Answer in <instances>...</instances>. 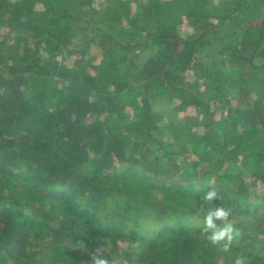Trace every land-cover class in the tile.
<instances>
[{
  "label": "trees",
  "instance_id": "16d2710c",
  "mask_svg": "<svg viewBox=\"0 0 264 264\" xmlns=\"http://www.w3.org/2000/svg\"><path fill=\"white\" fill-rule=\"evenodd\" d=\"M83 3L0 0V25L13 33L0 35V264H90L79 246L118 241L151 251L118 264H233L238 255L264 264V137L232 144L215 133L190 145V159L164 148V167V132L180 143L196 131L161 127L154 103L218 104L263 131L264 0H147L140 13L137 0H105L86 7L93 21L76 39ZM189 69L203 83L186 80ZM93 111L110 123L91 129ZM211 188L218 199L205 203ZM201 204L231 209L230 252L201 234Z\"/></svg>",
  "mask_w": 264,
  "mask_h": 264
},
{
  "label": "rangeland",
  "instance_id": "374dc122",
  "mask_svg": "<svg viewBox=\"0 0 264 264\" xmlns=\"http://www.w3.org/2000/svg\"><path fill=\"white\" fill-rule=\"evenodd\" d=\"M73 0H71L72 2ZM80 1V0H79ZM86 3L83 4H79V9L81 11H85V13H80V10L78 11H74L77 15L75 21H74V26L76 28V34L75 37L76 39H80V36L86 32L87 28L84 29V27L82 25L84 24H88L91 25L93 21V19L90 18V15H88V11L89 9L86 7L89 6H102L105 5V0H85ZM138 1V5L135 7L136 12L140 13L141 10L144 8L143 4L146 3L147 0H137ZM90 4V5H89ZM134 9V8H133ZM253 27L256 28V26L258 25V21L254 20L252 23ZM10 31V29L8 28V26H4V25H0V35H5L6 39H7V34L9 36L13 35V33H8ZM190 28L188 27H184L182 26V32L184 35H186L187 33H189ZM12 32V31H11ZM92 35L97 37V32L94 30L92 31ZM90 36V35H89ZM9 38V37H8ZM99 45L96 46V44L94 43L93 45L90 44V53H95L96 55H99ZM144 55H148V52ZM144 58V57H143ZM143 58H140L139 60H142ZM70 60H72V58H69ZM198 72L195 71V69H189L187 71H185L184 75H185V79L189 80V79H193L196 78V74ZM166 77L169 79L171 77V74L166 75ZM145 78V77H144ZM203 77L199 76L196 78V80L198 82L203 83ZM68 86L70 89H73L74 91L77 90V88L79 87L77 81L75 79H72L70 81L67 82ZM186 86V84H185ZM202 86V84H201ZM163 100H159L156 99L154 100L155 103V109L157 111H159L161 114H163V119L160 121V126H164L167 124V126L169 125V122H171L172 124L176 125L177 121L183 122L184 126H187L189 129L196 131L195 134H191V135H186L183 138L182 142H177L175 141V139L173 138L172 135L168 134L167 131H165L163 134V136H161V139L163 140V146L158 150L159 151V161L161 162H165L166 164L164 165V167H168L166 166L168 163V159L163 157L162 151L164 148H168L169 150H182V153H177L176 155L181 158L182 156L186 159H190V158H195V156L192 154V152L190 151L191 149L189 148L190 145L194 142H198L201 140H212L213 138L216 137L217 133L220 136V139H223V137L228 136L229 139L231 140V143H237L238 142H243L245 139L248 138H252V137H259V138H263L264 137V128L263 131L260 130V128L262 127V125H258L256 124L255 126H257V128H249L246 129L244 124L238 120H234V119H229L230 115V111H226V108H222L221 106H219L218 104H213L210 106L208 105V108H203V109H195L193 108V106H188L189 110L187 111H182V110H172V105H168V102L165 103ZM232 103L233 106H238L241 105V103L238 101V99L233 98L232 99ZM199 109V110H198ZM201 110V111H200ZM140 112V111H139ZM233 112V111H232ZM94 115L89 118L90 120L87 122L89 123V127L92 129L93 127H91L92 121H101V119L104 121L103 123H101V129L105 128V125H107L108 123H110L109 120H105V114L106 112H104L101 115V119L100 120H96L95 115H96V111L92 112ZM221 121V122H220ZM88 127V128H89ZM179 127V126H178ZM219 129L217 132L216 130ZM100 130V129H99ZM98 130V131H99ZM225 131V132H224ZM91 130L87 129V127L84 129V134L86 136H88L89 134L91 135ZM261 133V134H260ZM89 135V136H90ZM88 136V137H89ZM206 137V138H205ZM168 142H170V144H168ZM149 144V143H148ZM147 144V145H148ZM146 145V147H147ZM151 147L148 146V149L150 150ZM156 149L153 148L152 151L150 153L147 152V156H153L155 153ZM1 160H5L4 158L1 157ZM217 164V162H215ZM191 171H193V167L189 168ZM175 172V171H174ZM174 172H172L171 174H174ZM252 190H254L253 188H251ZM260 195L263 192L262 188L259 190ZM247 219V217H246ZM84 246V243L81 242ZM80 250H83L84 252L86 251V253H90L92 251V247H82L79 246L78 247ZM110 250L112 253V256L114 259H116L117 261L121 260L124 256L130 258V259H136V258H140L142 257L143 254H146L147 256L150 255L151 251L148 249H145L144 246L138 242H132V241H118L116 244L113 245H106L102 248V250Z\"/></svg>",
  "mask_w": 264,
  "mask_h": 264
},
{
  "label": "clouds",
  "instance_id": "9594fccd",
  "mask_svg": "<svg viewBox=\"0 0 264 264\" xmlns=\"http://www.w3.org/2000/svg\"><path fill=\"white\" fill-rule=\"evenodd\" d=\"M41 56H47L46 51L40 53ZM203 202H211L218 199L217 192L211 188L201 198ZM201 213L203 215L201 234L205 236L212 246H217L221 251L227 253L231 251V246L235 239L236 229L229 221L231 209L223 206L204 208L201 204ZM217 221L221 223L218 224ZM90 264H118L116 259L109 261L103 255L102 249H96L89 253ZM233 264H249L247 257L238 255L234 258Z\"/></svg>",
  "mask_w": 264,
  "mask_h": 264
}]
</instances>
